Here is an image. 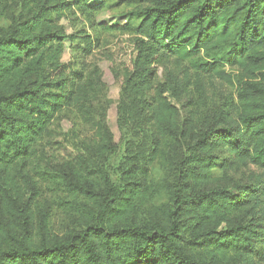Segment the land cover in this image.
<instances>
[{
    "label": "trees",
    "instance_id": "obj_1",
    "mask_svg": "<svg viewBox=\"0 0 264 264\" xmlns=\"http://www.w3.org/2000/svg\"><path fill=\"white\" fill-rule=\"evenodd\" d=\"M107 1L0 0V264L264 262V0H119L132 10L100 20ZM101 33L131 41L116 75L120 145L91 107L97 66L63 61L67 42L91 53ZM206 77L236 100L216 105ZM188 94L181 119L170 98ZM67 110L90 138L61 162L51 126ZM236 165L263 173L213 185ZM44 193L75 229L52 231Z\"/></svg>",
    "mask_w": 264,
    "mask_h": 264
},
{
    "label": "rangeland",
    "instance_id": "obj_2",
    "mask_svg": "<svg viewBox=\"0 0 264 264\" xmlns=\"http://www.w3.org/2000/svg\"><path fill=\"white\" fill-rule=\"evenodd\" d=\"M119 0L107 1L105 10L99 15L100 20H113L121 15L132 10L131 7L117 6ZM94 2V0H93ZM125 22V20H123ZM70 31V29H68ZM91 39L94 37L92 31H88ZM101 47L95 49L91 53H82L77 49V43H66V49L63 55L64 62L73 61L76 67L80 70L86 66L96 65L100 71L102 83L104 86L103 92L91 101V107L94 111L103 114L107 126L113 134L116 144H121L124 138V134L120 130L118 124V103H119V88L116 83V75L123 71V61L126 59L127 52L131 48L130 37L127 35H121L119 33L107 34L101 33ZM90 39V41H92ZM174 59H170L166 62L167 67L156 64L155 70L158 74L159 80H163L168 70L173 71ZM184 65L183 67H187ZM228 73L236 74L235 69L226 67ZM180 77V73L176 72ZM208 95L216 103L220 105L225 99L233 97L236 100L237 90L235 87L230 86L217 78L206 77L204 79ZM153 91L147 93V97L150 98ZM190 94L185 95L180 100H174L170 98L171 103L180 112L181 119H186L189 116L190 109L186 105L190 99ZM51 131L56 133L54 140L57 142L55 147L56 155L61 162L63 160L71 159L82 152V143L89 137V131L85 127L84 118L82 113L78 110H67L60 114L53 122ZM90 138V137H89ZM88 138V139H89ZM217 155L225 160L233 158L227 149H223L217 152ZM159 171L161 167L159 166ZM263 172L253 166H233L225 171H219L215 175V182L213 185L223 187L227 189H234L235 185H243L248 182L251 176L262 174ZM46 208L50 207L51 214V228L52 231L59 235L64 236L70 229H75L78 222L69 213L57 207V202H54V198L50 193H44ZM256 264H264L259 260H256Z\"/></svg>",
    "mask_w": 264,
    "mask_h": 264
}]
</instances>
